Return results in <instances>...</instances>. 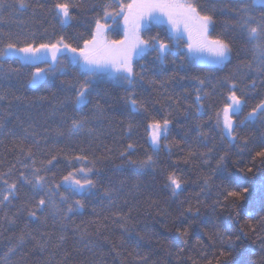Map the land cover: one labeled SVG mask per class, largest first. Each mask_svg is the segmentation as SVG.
Returning <instances> with one entry per match:
<instances>
[{
    "label": "snow or ice",
    "instance_id": "1",
    "mask_svg": "<svg viewBox=\"0 0 264 264\" xmlns=\"http://www.w3.org/2000/svg\"><path fill=\"white\" fill-rule=\"evenodd\" d=\"M210 2L211 6L205 7L198 0H129V2L106 0L103 4L93 6V10L101 8L103 16L94 17V27H91L89 34L87 36L80 34L82 45L77 43L74 46L63 34L47 35V28L44 29L46 35L38 37L35 32L24 35L22 32L4 31L2 25L9 23L17 13L26 12L31 8L33 15L40 12L45 16H51L58 22L63 32L75 18L73 10L82 8V4L76 3L75 0H43V2L35 0V3L31 0H14L8 5L6 0H0V74L10 78L13 74L18 76L25 69H31L27 73L30 76L29 84L32 88H39L45 81H54L57 75H63L64 70L69 67L78 69L75 80L60 81L63 98L51 107V115L59 116L60 123L54 129H46L54 133L55 139L52 144H48V137H44V147H41V139L37 138L39 134L31 126L29 128L21 126L19 133L15 129L5 132L4 117L11 115V112L0 107V136H12L16 151L15 162L8 166L6 172L0 171V212L3 213L0 215V227L5 223L9 227H14L18 221H24L15 243H11L0 257V264H14V258L18 254L21 260L30 254L43 255L49 252L50 247L55 249L50 252V259L47 262L51 264L68 239L67 230L72 217L81 212L87 198L95 194L94 189L97 188L98 181L92 176L98 175L100 171L95 167V160H89L86 154L73 156L64 153L63 149L56 148V143L65 137L75 138L84 133L90 137L94 135L95 129L89 127V124L93 119L104 117L103 105L92 96L94 84L111 81L116 86H127L122 99L130 109L129 115L143 113L144 118L147 119L145 131L152 152L146 154L143 159H132L138 145L131 138L134 124L129 120L124 129L129 142L124 150L119 152V157L134 167L155 168V157L161 149L162 140L168 139L172 121L168 116L163 119L151 116L145 102L138 98L135 90L137 83L145 81L147 77L146 65L139 62L148 56H154V60L160 65L165 64L167 57L171 55L179 57L181 67L188 60L195 59L212 63L223 69L231 63L233 52V39L228 38L226 32L231 31L234 37L249 46L251 58L237 65L217 83L212 84L210 90L206 89L204 79L199 76L192 77L197 87L195 97L188 106L194 108L196 113L202 114L205 108L204 101L217 95L218 86L224 89L225 91L220 93L223 97L222 107L216 110L214 117L210 115L208 119L209 121L214 119L215 129L219 130L221 139L229 147H237L240 152L247 150L250 140L244 137L241 141L237 129L246 122L260 121L264 124V99H260L243 119H239L246 104V91L255 90L258 82L264 84V0H210ZM6 8L14 11L6 15ZM218 9L230 13L232 23L226 25L223 32L213 35L214 14ZM109 20L112 21L111 24L108 23ZM121 22L123 38L110 39L109 32L114 27L118 30ZM153 26L162 28L168 38H162L159 33L145 38V34L150 32ZM10 61L16 62L17 66L12 67ZM5 64H9L6 72ZM249 74H254L253 78L241 87L242 78ZM185 78L180 77V79ZM174 79H176L175 73L160 80L152 77L147 79V82L151 85L159 84L164 88ZM9 95L17 101L21 99L9 90L3 89L0 90V101L7 99ZM89 105H92L91 115L81 114ZM196 130V146H189L183 160L189 163L198 159L212 170L211 174L203 178L201 193H208L214 183L213 177L219 180V184L215 185L216 198L211 204L213 212L217 208L230 210L235 212L233 219L243 215L245 223L253 232L257 227L264 228V215L251 214L250 210L255 207V202L250 198L255 186L249 183L247 178V174L254 172L257 161L264 166V136L261 137L258 150L251 156L252 166L245 169L239 167L237 162L236 171L229 172L225 163L227 154L220 155L216 159L213 155L214 148L204 143L209 133L203 130L199 122L196 124ZM163 146L168 147L167 144ZM201 148L205 150H200ZM38 154L42 158L38 159ZM61 154L70 170L57 180L53 169L59 165ZM212 159H215V167L212 166ZM76 164L82 166L77 168ZM240 173L245 175L242 176ZM185 183V178L175 170L164 178V186L173 198L181 194ZM120 184V188L109 186L105 189L104 197L110 208L115 206L118 194L123 191L124 181ZM135 187L137 185L134 184L133 188ZM21 189H26L23 199L20 195ZM259 191L261 204L264 205V180L261 181ZM199 196L198 193L197 204H203L204 201L200 200ZM15 201H20L19 206H16ZM13 207L15 211H12ZM185 211L192 213L193 209L190 206ZM245 213L248 214L244 215ZM112 215L118 218L113 220V223H118L124 231H128L126 227L128 214L115 211ZM195 215L197 217L200 215L198 209ZM49 216L52 217L53 225L58 223L60 227L55 243L51 241V233L31 227L33 222H39L46 227ZM72 231L80 233V226L75 225ZM177 231L187 236L189 229L184 227ZM210 238L214 242L216 238L220 240L219 257L232 255L230 251L223 249L224 241L231 240L232 235L226 236L217 231L212 233ZM235 240L239 242L241 236L235 235ZM78 243L89 252L94 249L92 244L85 241L83 234L80 235ZM138 246L137 243L136 247ZM75 250L80 251L79 248ZM71 255V252L63 250L56 264H67ZM136 255L140 264H146L147 256L141 257L139 252H136Z\"/></svg>",
    "mask_w": 264,
    "mask_h": 264
},
{
    "label": "trees",
    "instance_id": "2",
    "mask_svg": "<svg viewBox=\"0 0 264 264\" xmlns=\"http://www.w3.org/2000/svg\"><path fill=\"white\" fill-rule=\"evenodd\" d=\"M13 2L14 0H6L8 5ZM31 2L35 3V0ZM75 2L82 4L83 7L73 10L75 18L63 32L58 22L51 16H45L40 12L33 15L31 8L26 12L17 13L9 23L2 25V28L4 31L13 33L22 32L24 35L35 32L38 37L46 35L44 29L47 28V35L63 34L74 46L77 43L82 45L80 34L87 36L91 27H94V17L103 16V10L101 8L93 10V6L103 4L106 0H75ZM198 2L205 7L211 6L210 0H198ZM11 11L14 9L6 8L5 14ZM214 19L213 35L223 32L226 25L232 23V15L219 9L214 14ZM108 23L111 24L112 21L109 20ZM157 33L162 38H168L165 31L156 26L145 34V38ZM226 36L233 39L232 59L227 68L199 65L193 59L188 60L181 67L179 57L171 55L167 57L163 65L156 62L154 56H148L139 62L146 65L147 77L145 81L138 82L136 85L138 98L145 102L151 116L158 119L168 116L172 121L169 126L168 139L162 140L161 149L155 157L154 169L131 166L119 157V152L123 151L129 142L124 132L129 120L134 124L131 138L138 145L132 159H143L146 154L152 152L145 131L147 119L144 118L143 113L129 115L130 109L122 99L127 86H116L111 81H101L93 85L92 96L98 99L104 107V117L93 119L89 124V127L95 129L94 135L90 137L84 133L75 138L65 137L56 143V148L63 149L64 153L73 156L86 154L89 160H95V167L100 170L98 175L93 174L92 176L98 181L97 188L94 189L95 194L85 201L83 210L72 217L67 230L68 239L51 264H56L63 250L72 253L67 264H140L136 252H139L141 257L147 256L146 264H218L217 258L221 251V243L219 238H216L215 242L210 238L211 234L217 231L226 236L232 235L231 240L226 239L223 243V249L230 251L232 255L219 257V264H264V228L257 227V230L253 232L245 223L243 215L233 219L235 212L230 210L217 208L213 212L211 204L216 198L215 185L219 184V180L213 177L214 183L208 193H201L203 178L211 174L212 170L198 159L189 163L183 160L189 146H196V124L198 122L203 126V130L209 133L204 143L214 148L215 158L218 159L220 155L227 154L228 158L225 163L229 172L236 171L237 162H239V167L245 169L252 166L251 156L254 151L258 150L261 137L264 136V124L257 121L255 123L246 122L237 129L241 141L244 137L250 140L244 152H240L237 147H229L221 139L219 130L215 129L214 119L212 121L208 119L210 115L214 117L216 110L223 105V97L220 93L225 90L219 86L216 89L217 95L204 101L205 108L202 114L188 107L195 97L197 87L192 77L199 76L204 79L206 89L210 90L212 84L217 83L237 65L251 58L249 46L234 37L231 31L226 32ZM109 37L110 39H121V29L117 30L114 27L109 32ZM9 64L12 67L17 66L14 61H10ZM9 64L4 65L5 72L8 71ZM30 71L31 69H25L21 75L13 74L10 78H5L0 74V90L6 89L15 96L21 97L17 101L9 95L7 99L0 101V107L11 112V115L4 117V131L15 129L19 133L21 126L23 128L31 126L39 134L37 138L41 139V147H44V137H48V144H52L55 139L54 133L46 129H54L60 123L59 116L51 115L52 105L64 95L60 81L75 80L78 69L69 67L64 70L63 75H57L54 81H45L39 88L30 86V76L27 74ZM173 73L176 79L169 81L164 88H161L159 84L151 85L147 82V79L152 77L160 80ZM253 75L243 77L241 87L248 84ZM180 77L186 78L180 79ZM245 96L246 104L239 119H243L251 107L260 99H264V84L258 82L256 89L247 90ZM10 102L11 107L9 108ZM91 111L92 105H89L83 109L81 114L91 115ZM164 144L168 147L165 148ZM37 158L42 157L38 154ZM15 160L13 137L0 136V171L6 172L8 166ZM211 163L215 167V159H212ZM81 166V164L75 165L77 168ZM69 170L61 154L59 165L53 169L57 180ZM173 170L181 174L186 181L183 191L175 198L171 197L170 191L164 186L165 176ZM240 175L243 176L245 173H240ZM247 178L249 183L255 186V191L250 198L255 202V207L250 210L251 214L264 215L262 211L264 205L261 204L259 191L261 181L264 180V166L257 161L254 172L247 174ZM121 181H124L123 191L118 194L115 206L110 208L104 197L105 189L109 186L120 188ZM134 184L137 187L133 188ZM25 192L26 189H21V199L24 198ZM198 193L200 194L199 199L204 201L203 204H197ZM14 203L19 206L20 201ZM190 206L193 211L187 213L185 209ZM197 209L200 213L198 217L195 215ZM12 211H15L14 207ZM115 211L128 214L126 224L128 231H124L118 223H113V220L118 219L112 215ZM0 215L3 213L0 212ZM23 223L24 221L20 220L14 227H9L6 223L0 227V257L11 243H15V238L19 235ZM75 225L80 226V233L72 231ZM31 227L51 233L52 243L56 242L60 233L59 224L54 226L51 216L48 218L46 227L40 225L39 222H33ZM184 227L189 229L187 236L177 231ZM81 234L84 235L86 242L94 246L92 252L83 249L78 243ZM237 234L241 236L239 242L235 240ZM77 248L80 251H76ZM51 251L55 249L50 247L49 252L43 255L30 254L23 260L18 254L14 258V264H47Z\"/></svg>",
    "mask_w": 264,
    "mask_h": 264
},
{
    "label": "rangeland",
    "instance_id": "3",
    "mask_svg": "<svg viewBox=\"0 0 264 264\" xmlns=\"http://www.w3.org/2000/svg\"><path fill=\"white\" fill-rule=\"evenodd\" d=\"M120 29H121V32H122V38H123L124 33H123L122 22H121V24H120ZM193 60H194L197 64H199V65H207V66H216V67H219V66L214 65V64L209 63V62H200V61H197V60H195V59H193ZM123 86H126V85H123Z\"/></svg>",
    "mask_w": 264,
    "mask_h": 264
}]
</instances>
